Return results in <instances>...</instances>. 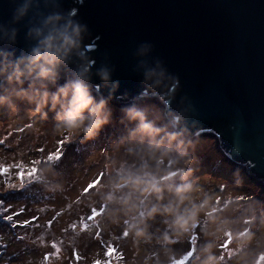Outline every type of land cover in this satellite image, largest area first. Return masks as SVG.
<instances>
[{"label": "rangeland", "instance_id": "rangeland-1", "mask_svg": "<svg viewBox=\"0 0 264 264\" xmlns=\"http://www.w3.org/2000/svg\"><path fill=\"white\" fill-rule=\"evenodd\" d=\"M70 83L10 81L0 92V201L12 213L45 214L43 224L25 226L20 215L13 228L3 218L11 213L0 208V264L104 262L105 242L125 251L124 264H205L209 256L216 258L214 264H264V191L218 151L214 139L180 138L149 102L134 108L158 132L140 131V120L130 119L127 109L106 103L108 123L97 135L70 134L57 128L61 103L49 104ZM125 121L132 126L127 133L120 130ZM112 127L118 132L110 135ZM60 140H65L63 153L54 159ZM129 173L158 181L162 191L143 194L123 184ZM168 173L173 174L163 180ZM183 185L191 188L181 199L176 188ZM167 205L194 212L195 226L190 219L187 231L178 230L174 216L162 213ZM153 207L161 212L149 217Z\"/></svg>", "mask_w": 264, "mask_h": 264}, {"label": "water", "instance_id": "water-1", "mask_svg": "<svg viewBox=\"0 0 264 264\" xmlns=\"http://www.w3.org/2000/svg\"><path fill=\"white\" fill-rule=\"evenodd\" d=\"M77 25L55 79L29 74L33 49ZM17 65L14 82L81 81L122 109L155 104L175 135L214 139L264 191V0H0V92Z\"/></svg>", "mask_w": 264, "mask_h": 264}, {"label": "clouds", "instance_id": "clouds-1", "mask_svg": "<svg viewBox=\"0 0 264 264\" xmlns=\"http://www.w3.org/2000/svg\"><path fill=\"white\" fill-rule=\"evenodd\" d=\"M80 33L79 25L75 26L72 33L67 31H57L48 35L41 41L39 47L33 49V53L28 61L29 74L39 69L37 76L41 79H55L56 73L54 69L56 66L63 62L67 54L73 48L80 46L78 39ZM24 73L17 65L14 69L13 75L9 76L11 81L15 78L17 81ZM104 79L107 80V74H104ZM49 97L48 92L42 94L44 103H47ZM61 97L67 100V104L62 103ZM2 99V98H0ZM53 107L57 103H61L62 112L57 114L59 124L58 129L68 131L70 134L83 133L87 138H92L98 134L99 130L108 123V116L105 114L106 102L101 100L96 102L90 93L89 87L81 82L75 81L70 84L61 87L57 94L51 96ZM127 115L130 119L140 120L139 130L151 134L153 131L158 132L159 129H153L152 125L147 123L144 118V113L136 108L127 109ZM85 112L88 116H85ZM123 184L131 185L134 189L140 191L143 194H149L155 192L159 194L162 189L159 187L158 181L146 180L143 177L136 176L129 173L126 177L122 178ZM141 185H144L141 187ZM117 188L121 185H117ZM191 185H183L176 188L178 195H181L184 191L189 190ZM162 198V197H160ZM111 199V197H109ZM181 199L183 196L181 195ZM195 208V206H194ZM161 212L160 208L153 207L148 215L153 216L155 213ZM162 213L172 214L174 220L172 222L178 230H188V223L191 219L193 226H195V213L188 214V210L181 213L178 208L171 205L164 206ZM165 240H169L167 234L164 237ZM171 242V241H169ZM215 257L209 256L205 264H214Z\"/></svg>", "mask_w": 264, "mask_h": 264}, {"label": "trees", "instance_id": "trees-1", "mask_svg": "<svg viewBox=\"0 0 264 264\" xmlns=\"http://www.w3.org/2000/svg\"><path fill=\"white\" fill-rule=\"evenodd\" d=\"M47 104V103H46ZM52 107H53V104H52V102H50L49 103ZM49 106V105H48ZM85 116H87L86 114H85ZM116 120L115 121H118L119 119H117V118H115ZM147 123H148V121H146ZM111 123H113V122H111ZM115 123H117V122H115ZM149 124H151V123H149ZM121 125V127H120V130L122 131V132H125V133H127V132H129L131 129H132V126H130L126 121L125 122H123V123H121L120 124ZM152 125V127H153V129H155V128H158L156 125H153V124H151ZM159 127L161 126V127H163V128H165V126H164V124L162 123H159V125H158ZM139 127V126H138ZM167 128V127H166ZM139 129V128H138ZM159 129V128H158ZM109 132L110 133H108V134H114L115 132H118L114 127H112L111 128V130H109ZM155 132V131H154ZM167 132H169V134H170V137H169V135L168 134H166V135H163V137H165V139H167L166 137H169V138H172V139H174L175 137H174V135H173V131H171V130H169L168 129V131ZM162 135V134H161ZM123 136V138L125 137L124 135H119L118 136V138H121ZM174 137V138H173ZM149 139V137L146 139V140H148ZM202 161H204V159L202 160ZM233 169V168H232ZM212 171V170H211ZM215 173H217V172H215ZM172 174L173 173H168V174H166V175H164V176H162L161 178L164 180V179H168V178H170L171 176H172ZM214 174V171L212 172V175ZM228 175V174H227ZM50 187L48 186L47 187V189H49ZM52 188V187H51ZM43 187L41 188L40 187V191L39 192H41V194H43ZM20 210H24V209H20ZM18 211V210H17ZM26 210H24V212H23V214L21 215V217H23V218H25L26 220L25 221H31V223H34V222H38V221H40L41 222V224H43V220H44V218H45V214L43 215L42 214V211H38V212H36L35 211V213H31V212H28V211H26ZM11 214H12V212H10ZM3 218H5V217H3ZM16 219V218H15ZM25 221H23L22 223V226H25L26 224H28V223H25ZM15 223V225H17L18 223L17 222H11V223H9V225L11 226V227H13V228H16V227H14L13 226V224ZM14 234H16V230H14ZM105 244H106V246L107 247H109V248H105L104 247V250H106V252L104 253V256L105 257H103L104 258V262H102V260H100V259H102V258H100V259H95V263L94 264H113V260H117V259H119V262L121 263V264H124V260H125V255H126V253H125V251L124 250H122V249H120V247H119V245L118 244H112L111 246H110V244L108 245V242H105ZM112 248H117V251H113L112 250ZM76 251V250H75ZM74 251V252H75ZM74 252H73V254H74ZM76 253V252H75Z\"/></svg>", "mask_w": 264, "mask_h": 264}, {"label": "snow or ice", "instance_id": "snow-or-ice-1", "mask_svg": "<svg viewBox=\"0 0 264 264\" xmlns=\"http://www.w3.org/2000/svg\"><path fill=\"white\" fill-rule=\"evenodd\" d=\"M64 143H65V140H60L59 141V149H58V151L51 153V155L53 156L54 159H60V157L62 156V153H63V144ZM39 151L40 152H44V149L41 148V149H39ZM2 171L4 172L5 175H7V170L6 169H2ZM24 178H25V173L22 174V176H21V179H24ZM97 183H98V181L93 182V184L90 185L86 189V191H90L92 188H94L96 186ZM0 208H6V212H11V209L10 208L4 207V202L3 201H0ZM23 212H24V210H19V211H16V212L12 213V214L6 215L5 218L6 219H9L10 222H13L15 220V218L18 217V216H20V215H22ZM57 215L58 216L59 215H62V213H58ZM52 222L53 221H49V225H51ZM25 223H31V221H25ZM13 226H15V223L13 224ZM228 243H230V241Z\"/></svg>", "mask_w": 264, "mask_h": 264}]
</instances>
